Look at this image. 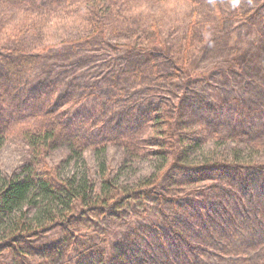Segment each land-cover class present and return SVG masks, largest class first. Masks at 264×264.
Returning <instances> with one entry per match:
<instances>
[{
	"label": "trees",
	"instance_id": "16d2710c",
	"mask_svg": "<svg viewBox=\"0 0 264 264\" xmlns=\"http://www.w3.org/2000/svg\"><path fill=\"white\" fill-rule=\"evenodd\" d=\"M135 1L0 0V3L43 20L51 16L54 8L75 4L80 11H86V22L93 28L84 37L88 43L90 36L98 34L103 38L109 30L117 34L126 28L125 20L133 7L130 4ZM210 1L219 21L232 19L230 14L245 23L255 11L245 8L240 0H232L228 12L223 13L218 6L220 0ZM195 21L192 19L187 25L184 40L187 48L182 53V62L187 58ZM261 21L258 16L251 24L254 37L258 36L254 33L258 34L256 27ZM29 22L13 29L6 36L10 37L0 44V153L12 131L21 135L30 153L29 159L10 176L4 175L0 167V250L9 252L11 264H165L166 261L199 264L207 258L244 264L256 250L264 254V167L244 172L240 165L259 156L252 151L253 147L232 149L225 156L207 153L203 156L199 143L208 140L183 143L182 126L178 123L176 126L180 119L175 116L176 104L173 113L161 111L159 103L125 108L123 103L125 98L130 99L132 92L128 86L132 88V84L119 76L127 73L134 81L140 79L143 69L136 66L121 72L115 56L109 53L101 60L106 69L91 84L93 87L82 86L58 98V84L45 82L28 93L27 78L42 57L41 53L31 51L33 45L29 47L32 43L29 40L41 36L34 22ZM3 25L0 21V30ZM149 33L159 41L155 26H151ZM73 43L69 46L75 51L77 46H72ZM114 46V51L119 48ZM49 50L47 45L42 47L43 53ZM150 63L151 75L160 83L168 82L180 72L173 68L170 74L164 73L158 71L154 59ZM111 65L114 69L108 71ZM104 73L111 80H105L109 95L103 105L105 92H101L99 81L106 77ZM94 98L95 110L69 116L72 106ZM162 120L168 122V134L158 133L157 125ZM207 131L217 141L223 133H227L224 136L228 139L245 143L264 141V133L222 126L209 127ZM162 135L168 137V144ZM110 145L121 147L125 155L118 169L108 173L104 151ZM165 145L168 154L162 151ZM146 147L157 150L144 151ZM171 149L173 152H169ZM57 150L65 155L60 163L52 165L48 159ZM88 151L95 155L97 183L84 159ZM148 154L153 159L152 172L141 178L132 169L142 155ZM176 172H181L183 178L174 179L172 175ZM186 185L193 188H178ZM231 200L239 212L223 208ZM135 211L138 216L134 219L142 212V217L148 220L132 224ZM118 226L127 227L123 238L114 243L111 236ZM178 249L191 259L183 263L182 258L174 255Z\"/></svg>",
	"mask_w": 264,
	"mask_h": 264
},
{
	"label": "rangeland",
	"instance_id": "374dc122",
	"mask_svg": "<svg viewBox=\"0 0 264 264\" xmlns=\"http://www.w3.org/2000/svg\"><path fill=\"white\" fill-rule=\"evenodd\" d=\"M223 1L226 3H222ZM223 1L220 0L218 6L220 11L226 13L232 0ZM240 1L245 8L255 9L254 13L252 12L253 17H250L251 20L247 18L245 23L240 17H237L238 20L240 19L237 21L230 14L232 19L223 18L219 21L210 0H136L130 4L133 7L130 8V14L125 20L126 28L123 27V30L117 34L109 30L103 38L98 34L90 36L88 43H85L84 37L91 34L93 28L86 22V11H80L75 4L54 8L51 16L43 20L42 17H37L38 15L29 16L22 10L15 11L7 4L0 3V21L5 24L0 30V44L4 43L2 40L6 41L10 37L9 35L6 38L14 31L13 29L22 26L25 22L30 21L31 24L33 21L37 26L36 31L40 32L41 36L29 40L32 42L29 47L31 49L33 45L31 51L41 53L42 57L27 78L28 93L36 91L38 84L45 82L58 84V98L73 89L80 90L82 86H92L91 84L99 79L100 72L106 69L101 60L108 53L112 54V57L115 56L114 60L119 64L121 72H128L136 66L142 68L143 73L140 79L134 80L135 83L127 73L119 76L126 78V81L132 84V88L131 85L128 86L129 92H132L130 99L125 98L127 100L123 103L125 108L127 105L139 107L159 103L161 111L173 113L176 104L179 110L176 109L175 116L180 118L176 126L177 123L182 126L180 131L183 134L181 136L183 143L184 140L185 142L195 139L208 140L199 141V145L204 150L203 156L206 153L225 156L232 149L239 151L253 147L252 151L259 156L247 164H240L244 172H248L249 168L264 167V141L245 143L238 139L226 138L224 135L227 133L221 134L222 138L217 141L214 136L208 135L211 132L207 131L209 127L222 126L264 133V0ZM258 16H261L262 21L257 24L258 34L253 33L258 36L254 37L253 34L251 35L254 31L251 24ZM192 19L197 23L192 28L190 44L186 51L187 58L182 62V53L187 48L184 47L185 32ZM151 26H155L159 31L158 42L154 36L149 35ZM71 41H74L72 46H77L75 51L69 46ZM121 44H128L130 47L125 48ZM45 45L50 48L47 53L42 52V47ZM114 45H119L115 51L112 50ZM150 59L155 60L158 71L170 74L173 68H177L180 72L168 82L160 83L162 81L154 80L151 75ZM113 69L114 65H111L108 71ZM105 76L99 81L103 88L101 92H105L103 105L104 99L109 95L105 80L108 82L111 80L108 75ZM96 102L94 98L77 103L69 109V116L77 112L95 110ZM157 126L159 134L162 132L168 134V122L166 124L162 120ZM167 134L165 136H168ZM165 136L162 135L161 138L163 137L168 144V137ZM145 150L156 151L157 147H146ZM162 151H167L168 154V146L165 145ZM169 152H173V149ZM64 155L61 150L53 151L48 160L52 165L58 164ZM124 155L121 147L108 146L104 151L108 173L118 169ZM29 157L28 146L21 135L12 131L11 137L6 140L0 153L1 171L4 175L10 176ZM84 159L91 178L97 183L99 177L95 155L88 151L84 154ZM152 160L150 154L142 155L132 170L141 178L146 177L152 172ZM172 176L174 179L183 178L181 172H176ZM178 188L190 190L193 187L186 185L184 188L180 186ZM223 208L227 211L234 209L233 200L230 204L226 203ZM232 212H239V207L236 206ZM135 213L132 224L136 225L137 222L143 224L148 220L145 216L142 217V212L138 219H134L138 216V212ZM126 227L118 226L111 236V242H119L125 234ZM176 253L174 255L182 258L183 263L191 259L179 249ZM247 257V263L244 264H264V254L260 251L256 250ZM0 264H11L8 251L0 250ZM165 264L168 262L166 261ZM199 264H231V262L207 258L200 260Z\"/></svg>",
	"mask_w": 264,
	"mask_h": 264
}]
</instances>
